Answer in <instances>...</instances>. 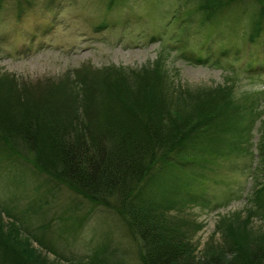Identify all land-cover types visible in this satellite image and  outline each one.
Listing matches in <instances>:
<instances>
[{"label": "rangeland", "instance_id": "374dc122", "mask_svg": "<svg viewBox=\"0 0 264 264\" xmlns=\"http://www.w3.org/2000/svg\"><path fill=\"white\" fill-rule=\"evenodd\" d=\"M248 4L0 0V126L9 121V98L40 104L77 82L90 107L84 122L102 126L131 107L116 98L120 88L170 83L178 94L215 98L218 112L197 127L196 169L172 168L153 194L187 220L198 262L226 239L245 250L264 233L261 199L256 207L264 192V16H253L264 9L259 0ZM5 154L0 149V264H71L103 249L100 257L144 264L143 241L123 218Z\"/></svg>", "mask_w": 264, "mask_h": 264}, {"label": "trees", "instance_id": "16d2710c", "mask_svg": "<svg viewBox=\"0 0 264 264\" xmlns=\"http://www.w3.org/2000/svg\"><path fill=\"white\" fill-rule=\"evenodd\" d=\"M259 1L264 9V0ZM242 2L245 8L250 0ZM79 86L78 82L65 84L57 88L54 98L47 93L40 104L24 99V94L8 99L7 130L0 126V149L5 150L6 161L15 159V164L29 166L37 179L61 181L88 202L123 218L143 241L144 264H202L194 256L187 220L177 216L180 212L169 198L154 196L153 188L172 168L196 169L199 156L195 150L201 147L203 130L197 127L212 121L219 101H199L186 91L178 94L170 83L156 90L146 85L120 88L116 98L130 102L131 107H124L123 118L102 126L95 120L84 122L90 107ZM258 199L264 213V192L257 194L256 207ZM231 242L226 239L225 244L213 247L204 257L205 264L227 260L230 264H264V233L245 250ZM104 253L103 249L100 255ZM95 254L85 263L71 264H120ZM39 261L63 264L59 259Z\"/></svg>", "mask_w": 264, "mask_h": 264}]
</instances>
